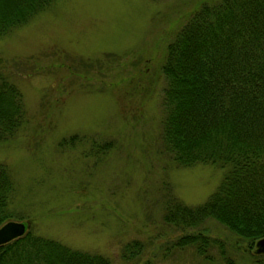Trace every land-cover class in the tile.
<instances>
[{"label":"rangeland","instance_id":"374dc122","mask_svg":"<svg viewBox=\"0 0 264 264\" xmlns=\"http://www.w3.org/2000/svg\"><path fill=\"white\" fill-rule=\"evenodd\" d=\"M195 1L55 0L0 37V69L26 110L21 129L0 141L14 186L12 221L113 264L133 238L150 243L142 258L154 253L156 264H208L189 248L162 256L160 244L177 233L161 231L154 206L165 183L184 204H199L222 174L210 165L175 167L155 147L164 84L158 66ZM75 134L81 140L68 139ZM89 136L113 139L114 147L95 154ZM202 226L234 264H251L243 244L231 249L235 236L222 225Z\"/></svg>","mask_w":264,"mask_h":264},{"label":"trees","instance_id":"16d2710c","mask_svg":"<svg viewBox=\"0 0 264 264\" xmlns=\"http://www.w3.org/2000/svg\"><path fill=\"white\" fill-rule=\"evenodd\" d=\"M54 1L0 0V37ZM192 7L180 17L158 66L164 84L155 147L175 167L210 165L222 174L196 205L184 204L162 184L160 201L154 199L161 231L177 233L160 244L162 256L189 248L208 264H234L225 245L202 226L211 219L235 236L231 249L239 251L243 244L241 251L251 264H261L264 254L252 250L264 236V0H197ZM99 62L96 66H102ZM25 116L21 91L0 69V141L19 131ZM88 138L95 154L114 147L113 139L99 143L95 136ZM13 187L8 168L0 163V226L16 217L10 206ZM149 244L136 238L125 241L119 264H156L154 253L142 258ZM0 264L113 263L25 230L0 244Z\"/></svg>","mask_w":264,"mask_h":264},{"label":"water","instance_id":"95a60500","mask_svg":"<svg viewBox=\"0 0 264 264\" xmlns=\"http://www.w3.org/2000/svg\"><path fill=\"white\" fill-rule=\"evenodd\" d=\"M23 222L8 220L0 226V244L6 243L24 233ZM253 253L264 254V236L258 238L253 245Z\"/></svg>","mask_w":264,"mask_h":264}]
</instances>
